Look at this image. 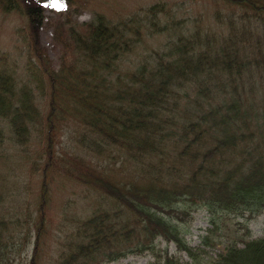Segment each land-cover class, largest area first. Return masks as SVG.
Here are the masks:
<instances>
[{
    "label": "trees",
    "instance_id": "16d2710c",
    "mask_svg": "<svg viewBox=\"0 0 264 264\" xmlns=\"http://www.w3.org/2000/svg\"><path fill=\"white\" fill-rule=\"evenodd\" d=\"M46 1L0 0V12L27 21L16 30L23 58L0 50V264L145 254L148 264H190L155 241L192 257L181 222L194 211L206 210L214 226L264 209V0H213L223 9L209 15L179 17L157 3L120 22L98 13L65 19L53 24L55 66L38 36ZM58 1L55 13L71 16L74 0ZM143 32L166 38L139 55ZM65 114L71 120L61 124ZM12 139L36 193L6 204L1 169ZM64 180L87 193L65 199L53 224L51 194ZM93 193L98 200L82 202ZM195 264H264V236Z\"/></svg>",
    "mask_w": 264,
    "mask_h": 264
},
{
    "label": "rangeland",
    "instance_id": "374dc122",
    "mask_svg": "<svg viewBox=\"0 0 264 264\" xmlns=\"http://www.w3.org/2000/svg\"><path fill=\"white\" fill-rule=\"evenodd\" d=\"M54 3L61 4L58 0L44 2L43 7L46 21L42 24L38 32L40 45L47 49L54 66L57 61V52L52 42L53 24L62 22L65 19H68L69 22H74L76 19L78 21H88L92 14L98 13L112 21L120 22L133 15L141 17L151 5L157 3L171 8L179 17L186 16L187 13L204 14L207 12L209 15L214 11H221L223 9L222 7H215L213 0H74L72 3H67L68 7L66 11L71 10V16L64 15L59 17L55 13V11H58L57 8L52 7ZM17 13L15 10L0 12V50L10 52L13 56L18 55L17 60L20 61L23 55L18 53L19 46L22 44L17 41L19 37L16 30L19 27H25L27 21L21 14L20 16ZM165 38L164 33L151 34L147 38L142 39V42L135 47L134 52H137L139 55H144L150 49L155 48V43L158 40L164 42ZM24 74L25 72L22 71V67H19L18 75L22 76ZM70 120V117L65 114V119H63L61 124ZM54 139L55 143L58 141L61 142V150H59V153H62L66 149L65 145L67 141L61 128L55 131ZM5 154V163L3 169H1L5 174V203L9 204L13 199L15 203L21 199L31 200L32 196L36 193V179L33 182V180L28 178L25 166L27 163L22 158V153L15 148L11 140H6ZM47 158L48 156L45 155L39 160L40 164L44 163V160ZM124 174L127 176L126 172ZM64 182L65 184L62 187L57 186L53 194H51L52 199L48 210V217L53 224L59 218L60 206L65 199L76 196L82 197L87 193L86 186H80L73 182L68 183L67 180H64ZM23 183L26 185H23ZM92 195V198L84 199L82 202L92 204L98 200V193H93ZM186 222L187 224H184L182 227L188 231L185 236L186 242L194 247L192 257H189L185 251H177L173 242L166 243L161 239L158 240V244L155 241V244L157 250L166 248L170 254L177 256L175 258L181 261H187L190 264H195V259L198 262H207L216 259L217 254L230 243H240L245 239L264 236V209L250 219H246L245 216H222L221 219L216 220L214 226L210 223V215L207 211L198 209L192 213V219L189 223L188 220L181 223ZM52 227L51 231L57 230L56 225ZM55 247L53 245L51 250H55ZM47 256L48 252L45 251L43 259H46ZM152 260V254L129 255L118 261L106 262L104 264H148Z\"/></svg>",
    "mask_w": 264,
    "mask_h": 264
},
{
    "label": "bare ground",
    "instance_id": "6f19581e",
    "mask_svg": "<svg viewBox=\"0 0 264 264\" xmlns=\"http://www.w3.org/2000/svg\"><path fill=\"white\" fill-rule=\"evenodd\" d=\"M150 34L149 33H147V32H143L142 34H141V38L143 39V38H147L148 36H149ZM40 106H41V109L43 110V112H46L47 111V106H46V104H40ZM11 143L15 146V148H17L18 149V144L14 141V139H12L11 140Z\"/></svg>",
    "mask_w": 264,
    "mask_h": 264
},
{
    "label": "snow or ice",
    "instance_id": "6c2138e0",
    "mask_svg": "<svg viewBox=\"0 0 264 264\" xmlns=\"http://www.w3.org/2000/svg\"><path fill=\"white\" fill-rule=\"evenodd\" d=\"M52 7L60 8V7H63V5L62 4H59V3H54L52 5Z\"/></svg>",
    "mask_w": 264,
    "mask_h": 264
}]
</instances>
